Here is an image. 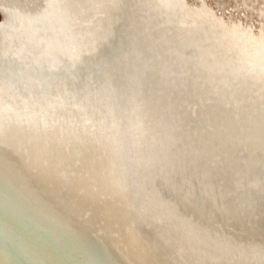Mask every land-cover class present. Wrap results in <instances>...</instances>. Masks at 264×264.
Segmentation results:
<instances>
[{
    "label": "bare ground",
    "instance_id": "6f19581e",
    "mask_svg": "<svg viewBox=\"0 0 264 264\" xmlns=\"http://www.w3.org/2000/svg\"><path fill=\"white\" fill-rule=\"evenodd\" d=\"M242 2L0 0V264H264Z\"/></svg>",
    "mask_w": 264,
    "mask_h": 264
},
{
    "label": "rangeland",
    "instance_id": "374dc122",
    "mask_svg": "<svg viewBox=\"0 0 264 264\" xmlns=\"http://www.w3.org/2000/svg\"><path fill=\"white\" fill-rule=\"evenodd\" d=\"M190 1L193 2L194 0ZM216 1L217 0H207L208 4L215 8L218 14L223 15L225 18L232 17L235 20H243L244 23H250L254 26V30L257 31V27L260 25V23L258 15H256V10L249 9L246 4H243L242 0H225V3L222 7H219L218 2ZM248 1L253 3V6H257L259 8L264 6L263 0H260L261 2L258 0H254V2L253 0Z\"/></svg>",
    "mask_w": 264,
    "mask_h": 264
}]
</instances>
